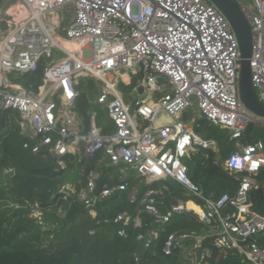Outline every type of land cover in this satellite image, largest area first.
Listing matches in <instances>:
<instances>
[{"label": "built area", "instance_id": "built-area-1", "mask_svg": "<svg viewBox=\"0 0 264 264\" xmlns=\"http://www.w3.org/2000/svg\"><path fill=\"white\" fill-rule=\"evenodd\" d=\"M19 1L20 12L0 42V109L19 116L25 147L56 158L62 167L65 156L76 157L81 179L62 186L63 199L74 197L96 215L99 203L137 180L129 202L139 204L138 214L124 210L113 218L121 224L120 236L128 237L131 222L143 226L144 211L166 232L162 251L172 254L189 234L165 226L176 214L193 211L207 227L197 237V264L236 255L264 264V214L249 195L254 175L264 168V141H242L246 128L264 125V118L241 101L239 41L226 16L209 0ZM235 1L251 26L252 81L264 103V0ZM65 9L70 18L60 13ZM64 41L80 46L70 50ZM55 50L64 55L57 57ZM42 63V81L34 85L27 76ZM90 78L99 93L89 96L96 108L83 114L79 87L82 81L88 86ZM133 80L137 84L127 100L123 87ZM102 109L114 125L111 132L98 124ZM190 109L196 115L188 122L183 117ZM163 111L170 118L159 122ZM199 117L228 129L236 141L222 162L239 182L233 194L206 193L189 175L186 159L199 149L212 150L220 161L217 140L195 129ZM106 166L112 170L104 173ZM104 174L117 183L100 187ZM168 182L190 199L163 211L157 196L172 191ZM190 200L201 211L189 208ZM32 216L43 222L39 206ZM160 229L140 236L145 247L160 238ZM206 238L212 247H203Z\"/></svg>", "mask_w": 264, "mask_h": 264}, {"label": "trees", "instance_id": "trees-1", "mask_svg": "<svg viewBox=\"0 0 264 264\" xmlns=\"http://www.w3.org/2000/svg\"><path fill=\"white\" fill-rule=\"evenodd\" d=\"M44 69L45 63H42L36 72L27 76L29 82L34 85L41 82ZM136 84L133 80L131 85L123 87L127 100L132 99L130 93ZM79 89L78 108L86 114L96 107L89 101V88L85 81ZM16 115L14 111L0 109V264H197V237L204 234L207 228L197 213L184 211L166 224L168 232L177 230L189 234L181 246L169 255L162 251L166 232L152 215L144 211L140 213L143 226L135 228L131 222L127 225L128 237L120 236L118 229L121 224L115 223L113 218L124 210H128L133 217L138 214L139 204L129 202L138 181L133 180L128 190L117 191L99 203L96 215L74 197L64 200L61 188L68 182L70 170L75 168L80 176L76 157L65 156L67 166L62 167L56 158H45L41 153L33 152L31 147H25L26 138ZM98 124L104 127L105 132L114 130L104 109L98 110ZM195 129L217 140L220 161L216 162V153L212 150L199 149L186 159L191 179L199 183L206 193H235L239 185L235 173L222 164L235 149L236 141L230 139V131L210 123L205 117L198 118ZM253 139L264 141V125L250 124L246 128L242 141ZM107 170H112V167L106 166L103 172ZM4 171H7L6 178ZM254 177L256 184L249 193L250 200L254 209L264 214V168ZM117 181L116 177L108 179L104 174L99 186L107 182L114 185ZM138 187L140 191L145 188L143 183ZM157 198L163 201V211L180 199H190L178 186H173L171 192ZM9 199L14 206H2ZM35 206L43 212V222L32 216ZM47 216H52L50 223ZM152 229H160V238L147 248L140 236ZM202 245L212 247L211 238H206ZM208 260L209 264H250L237 255L226 259L213 256Z\"/></svg>", "mask_w": 264, "mask_h": 264}, {"label": "water", "instance_id": "water-1", "mask_svg": "<svg viewBox=\"0 0 264 264\" xmlns=\"http://www.w3.org/2000/svg\"><path fill=\"white\" fill-rule=\"evenodd\" d=\"M228 19L236 33L240 48L239 94L241 101L255 115L264 118V103L259 99L253 81L250 57L253 48L251 26L235 0H209ZM2 0H0L1 4ZM89 90H94V79H88Z\"/></svg>", "mask_w": 264, "mask_h": 264}, {"label": "rangeland", "instance_id": "rangeland-1", "mask_svg": "<svg viewBox=\"0 0 264 264\" xmlns=\"http://www.w3.org/2000/svg\"><path fill=\"white\" fill-rule=\"evenodd\" d=\"M21 6V1L19 0H2L1 4H0V42L2 41V39L4 38V35L9 27V23L10 21H14V17L16 16V14L18 12H20V7ZM61 14H64L66 17H69L70 18V11H68L67 9H65L63 12H60ZM55 55L57 57L59 56H63L64 53L63 51L61 50H55ZM89 96L91 98H94L98 93H99V87L96 88L95 90H92L90 91L89 90ZM132 96V95H131ZM195 112L190 109L188 110L183 119L188 121V122H191L193 120V118L195 117ZM16 118H18L19 120V116L16 115ZM169 115L167 112L163 111L161 116H160V119H159V122L160 121H167L169 120ZM70 175L68 176V182L66 183V185H73L77 182L78 179H80V176L79 174L76 172L75 168H73L72 170H70ZM131 174L134 175L136 174V171L135 170H132L131 171ZM6 175H7V171H4L3 173V176L6 178ZM65 185V184H64ZM168 185L171 186V187H177L178 185L174 182H168ZM195 203H197V201H195ZM4 207H12L14 206V204L12 203V201L9 199L5 202L4 205H2ZM59 214V213H58ZM44 220V218H43ZM52 220V216H47V221L50 223Z\"/></svg>", "mask_w": 264, "mask_h": 264}, {"label": "bare ground", "instance_id": "bare-ground-1", "mask_svg": "<svg viewBox=\"0 0 264 264\" xmlns=\"http://www.w3.org/2000/svg\"><path fill=\"white\" fill-rule=\"evenodd\" d=\"M65 46H67L68 48H71L70 50H73V49H76L80 46V42H70V41H64L63 43ZM127 77V76H126ZM187 206L189 208H192V209H195L196 211H201L200 207L195 203L193 202L192 200H190L188 203H187Z\"/></svg>", "mask_w": 264, "mask_h": 264}, {"label": "snow or ice", "instance_id": "snow-or-ice-1", "mask_svg": "<svg viewBox=\"0 0 264 264\" xmlns=\"http://www.w3.org/2000/svg\"><path fill=\"white\" fill-rule=\"evenodd\" d=\"M69 96H71V93H69Z\"/></svg>", "mask_w": 264, "mask_h": 264}]
</instances>
